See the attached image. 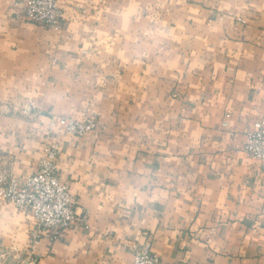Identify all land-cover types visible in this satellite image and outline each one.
<instances>
[{"label":"crops","instance_id":"1","mask_svg":"<svg viewBox=\"0 0 264 264\" xmlns=\"http://www.w3.org/2000/svg\"><path fill=\"white\" fill-rule=\"evenodd\" d=\"M17 2L0 0V108L33 115L0 112V170L23 184L58 143L88 229L31 244V216L0 201V264H133L147 246L161 264H264V164L243 152L264 118V0H58L57 33Z\"/></svg>","mask_w":264,"mask_h":264},{"label":"built area","instance_id":"2","mask_svg":"<svg viewBox=\"0 0 264 264\" xmlns=\"http://www.w3.org/2000/svg\"><path fill=\"white\" fill-rule=\"evenodd\" d=\"M23 20L38 28L60 32L63 25L58 0H18ZM57 124L74 137H83L95 129L93 120L76 121L60 117ZM243 152L250 158L264 164V118L254 123L245 135ZM60 155L58 143H45L37 162L35 172L23 184L10 174L0 170V201L25 212L34 221L30 243L42 239L49 243L59 241L74 225L88 229L86 215L76 213V202L67 187L58 181L57 159ZM27 264H37L30 258ZM133 264H161L160 259L150 251L149 246L135 249Z\"/></svg>","mask_w":264,"mask_h":264},{"label":"rangeland","instance_id":"3","mask_svg":"<svg viewBox=\"0 0 264 264\" xmlns=\"http://www.w3.org/2000/svg\"><path fill=\"white\" fill-rule=\"evenodd\" d=\"M10 104H11V107H9V108L8 107H4L3 109L0 108V110H2L0 112H2L4 114L12 115V116H18V117L30 116V113H32L31 115H33V112H30V108L28 107V105L26 106L27 103H23L22 101H20V102H14V103H10ZM7 109L9 111H6ZM62 118H68V117H62ZM46 143H49V142H46Z\"/></svg>","mask_w":264,"mask_h":264}]
</instances>
